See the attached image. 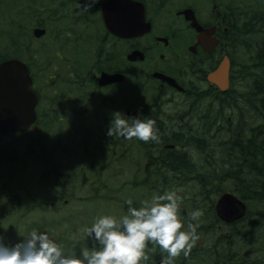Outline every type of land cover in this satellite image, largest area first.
Returning <instances> with one entry per match:
<instances>
[{"label": "flooded vegetation", "instance_id": "af4514ba", "mask_svg": "<svg viewBox=\"0 0 264 264\" xmlns=\"http://www.w3.org/2000/svg\"><path fill=\"white\" fill-rule=\"evenodd\" d=\"M21 1L25 4L19 6L10 31L12 52L9 56L0 55V62L15 58L26 63L39 99L38 116L43 98L50 100L51 108L65 112L64 116H100L102 130L106 131L111 120L109 116L114 111L142 118L154 116L155 122L159 120L155 118L157 114H161L169 124L171 137H174V127L184 126L174 125L179 122H174L177 116L193 113L190 105L194 101L217 99L223 92L208 80V75L226 55L232 66L229 52L235 51L237 45L234 26L239 17L234 0L208 1L212 8L207 17L194 5L183 6L174 12L178 19L170 21L164 18L160 25L157 18L162 12L168 14L166 6L171 0H133L143 4L152 28L143 36L130 38L118 37L106 28L103 4L109 0H99L89 10L84 8L86 0ZM248 6L250 8V0ZM185 8L194 10L205 38L199 40L198 31L180 14ZM37 29L44 32L36 36ZM217 39L219 44L209 50ZM135 50L142 51L145 59L128 60L127 56ZM85 62L91 64L89 69ZM103 72L122 73L124 81L101 86L99 82ZM156 73L175 79L181 89L156 77ZM127 80L131 81L130 98ZM150 85L155 86L156 93L160 92L168 101L166 107H144L142 91ZM42 88L47 89L51 96H44ZM137 143L142 149H149L145 154L149 155L151 165L157 164L165 149H186L183 142L162 146L154 141L143 144L138 139ZM108 144L114 145L115 142L109 141ZM146 176L158 174L148 172ZM169 176L175 174L170 173Z\"/></svg>", "mask_w": 264, "mask_h": 264}, {"label": "rangeland", "instance_id": "374dc122", "mask_svg": "<svg viewBox=\"0 0 264 264\" xmlns=\"http://www.w3.org/2000/svg\"><path fill=\"white\" fill-rule=\"evenodd\" d=\"M208 1L211 0H171L166 6L168 14L162 12L157 23L162 24L164 18L178 19L175 10L187 5H194L207 17L212 8ZM233 2L238 5L237 22L243 18L241 14L254 17L264 13V0H250V8L248 0ZM21 4L24 6L25 2L0 0V55L9 56L12 52L10 31ZM261 41V35L251 36L245 47L236 45L233 52L237 64L250 68L252 55L256 52L254 47ZM85 65L87 69L91 66L89 62ZM241 76L239 86L246 91L250 85L247 71L244 70ZM130 83L127 80L128 98ZM42 91L44 96H51L47 89ZM156 92L153 85L142 91L145 108L167 106L168 101ZM43 100L40 117L33 128L25 133L0 136V234L5 236L6 242L15 243L32 229L47 231L66 254L73 251L79 254L82 248L89 246V241L78 231L84 225L91 224L99 215H123L128 199L138 206L140 201L159 191L156 177L146 176L148 172H155L156 164L151 165L149 155L145 154L149 149H142L137 138L106 135L100 116H64L65 112L50 107L48 98ZM202 100L194 101L192 108H205L212 103L206 98ZM178 120L175 118L174 122ZM109 141L115 144L109 145ZM200 152L197 149L190 151V159L197 161L201 158ZM199 190L198 184L194 187L190 184L181 196L196 200L197 205L205 204L198 195ZM217 229L221 231V225ZM225 229L230 230L229 227ZM197 241L207 240L199 237Z\"/></svg>", "mask_w": 264, "mask_h": 264}, {"label": "trees", "instance_id": "16d2710c", "mask_svg": "<svg viewBox=\"0 0 264 264\" xmlns=\"http://www.w3.org/2000/svg\"><path fill=\"white\" fill-rule=\"evenodd\" d=\"M242 17L234 26L235 31L238 27L242 30L236 33L237 45L245 47L251 36L262 38L254 47L250 68L237 64L235 52H229L233 61L231 88L205 108L197 106L190 115L177 116L179 122L174 125L184 126L174 127V137L165 118L161 114L155 117L159 119L154 125L159 143L186 144L184 150L165 149L159 155L155 173L175 176H155L160 184L155 188L173 187L182 195L190 184H198V195L205 203L197 205L196 200L181 196L184 223L190 211H203L196 231L198 239L207 241L198 243L197 239L187 256L181 253L176 258V264H264V13ZM244 70L250 80L246 91L239 86ZM196 149L201 158L193 161L190 151ZM228 191L248 203L246 216L230 225L219 220L215 212L217 197ZM220 225L221 231L217 229ZM149 256V264H154L162 253L157 248Z\"/></svg>", "mask_w": 264, "mask_h": 264}, {"label": "clouds", "instance_id": "9594fccd", "mask_svg": "<svg viewBox=\"0 0 264 264\" xmlns=\"http://www.w3.org/2000/svg\"><path fill=\"white\" fill-rule=\"evenodd\" d=\"M97 3L99 0H86L84 8L89 10ZM154 125L150 117L114 111L106 135L159 142ZM126 203L125 214L99 215L78 230L89 241V246L79 254L75 251L66 254L47 231L32 229L15 243L6 242L0 234V264H149V253L157 248L162 253L160 264H176L181 253L189 254L198 239L196 229L203 216L201 209L188 213L185 227L181 216L182 197L174 189L155 191L138 206L131 199Z\"/></svg>", "mask_w": 264, "mask_h": 264}, {"label": "water", "instance_id": "95a60500", "mask_svg": "<svg viewBox=\"0 0 264 264\" xmlns=\"http://www.w3.org/2000/svg\"><path fill=\"white\" fill-rule=\"evenodd\" d=\"M105 24L113 34L124 37H138L151 30L146 21L144 7L133 0H109L103 4ZM186 20L198 31L202 29L198 23L194 11L190 8L183 10ZM44 31L37 29L36 36ZM205 36L199 34V39ZM219 40L212 43V50ZM131 61H141L145 55L140 50H135L128 55ZM230 60L224 57L218 68L208 75V80L216 84L222 91L229 88ZM156 77L162 78L168 84L181 87L177 82L164 74L156 73ZM124 76L120 73L109 74L103 72L100 77V85L113 82H121ZM38 97L33 89V81L29 69L25 63L18 59H9L0 63V135H6L15 131H25L36 121V105ZM219 217L230 223L241 219L247 212V205L231 192L224 193L216 205ZM161 260L157 261L160 264Z\"/></svg>", "mask_w": 264, "mask_h": 264}, {"label": "bare ground", "instance_id": "6f19581e", "mask_svg": "<svg viewBox=\"0 0 264 264\" xmlns=\"http://www.w3.org/2000/svg\"><path fill=\"white\" fill-rule=\"evenodd\" d=\"M193 105H194V104L192 103V104L190 105V108H192ZM169 174H170V173H165V174H163V175H164V176H169Z\"/></svg>", "mask_w": 264, "mask_h": 264}]
</instances>
